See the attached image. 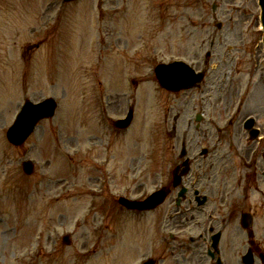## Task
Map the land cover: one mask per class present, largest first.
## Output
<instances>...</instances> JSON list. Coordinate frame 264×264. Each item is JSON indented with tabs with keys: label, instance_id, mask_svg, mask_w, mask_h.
I'll return each instance as SVG.
<instances>
[{
	"label": "rangeland",
	"instance_id": "374dc122",
	"mask_svg": "<svg viewBox=\"0 0 264 264\" xmlns=\"http://www.w3.org/2000/svg\"><path fill=\"white\" fill-rule=\"evenodd\" d=\"M197 2L0 0V264H136L154 247V257L164 259L167 248L158 235L166 231L174 235L177 228L167 219L169 207L163 205L153 217H144L114 208L112 198L148 193L161 177L165 181L163 173L171 155L166 149L178 148L180 140L163 147L164 127L171 129L174 124L177 136L188 129L185 120L191 110L184 108L180 114L173 107L179 96L158 92L152 66L177 55L196 60L206 51L215 64L238 53L225 39L233 37L227 21L232 16L239 30L237 22H248L245 15L234 16L220 0L212 19L215 1L207 0V11L196 8ZM216 22L222 28L216 29ZM246 26L242 37L250 36ZM29 44L38 47L26 51ZM259 52L260 46L255 54ZM241 65V72L222 66L223 78L231 75L233 79L209 91L210 96L215 91L212 100L217 108L205 115L201 125L206 146L213 141L214 128L219 130L233 110L234 104L229 103L240 97L245 98L241 116L257 113L260 125L264 124L260 69L254 67L252 77L243 73ZM250 77L260 88L254 98L248 93ZM131 79L136 82L134 88L128 83ZM137 88L135 123L127 134L118 133L108 115H121L128 104L125 94L133 101ZM50 96L57 102L55 116L43 121L21 147L9 145L4 130L21 103ZM152 105L154 130H150ZM223 130L234 139L227 156L238 178L243 156L253 145L240 127ZM184 133V138L195 140L194 134ZM24 160L33 162L30 176L21 170ZM102 160H109L110 173L116 176L109 187L99 190ZM197 232L186 229V234ZM65 235H69L68 243L62 238ZM168 257L163 264L175 262L169 252ZM190 264H205L204 257Z\"/></svg>",
	"mask_w": 264,
	"mask_h": 264
},
{
	"label": "water",
	"instance_id": "95a60500",
	"mask_svg": "<svg viewBox=\"0 0 264 264\" xmlns=\"http://www.w3.org/2000/svg\"><path fill=\"white\" fill-rule=\"evenodd\" d=\"M166 84L169 85L173 81H177V77L180 76V79L183 80L184 76L189 78L188 72H184L181 65H172L169 66V69L166 68ZM164 82V81H163ZM54 107V103H48L44 104L42 106H31L27 104L21 113V115L18 117L16 122L14 123V126L9 131V138L13 143H20L21 140L24 138L25 133L27 134L29 123L34 122L35 115L37 113H45L51 110V108ZM51 114V113H50ZM27 167H30V165H26Z\"/></svg>",
	"mask_w": 264,
	"mask_h": 264
},
{
	"label": "flooded vegetation",
	"instance_id": "af4514ba",
	"mask_svg": "<svg viewBox=\"0 0 264 264\" xmlns=\"http://www.w3.org/2000/svg\"><path fill=\"white\" fill-rule=\"evenodd\" d=\"M196 162L201 163V159L197 160ZM254 184L256 185V188H257V181H252V183L248 184V187L245 190V192H246L245 195H247L249 188H254L253 187ZM262 205L263 204H260V206L258 207V203H257L256 205L253 206L254 208L251 206H248V205H243L241 208H237L236 210H234V212L231 215L226 214V215H223V217H225V219L229 222V221H232L234 219V217L237 213L242 212V211H246V212L250 213L252 215V217L254 218L256 215H258V213H260L259 208ZM241 231L246 233L243 230H241ZM252 240L254 241V242H252V245L254 246V249L257 251V252H255V250H254V255H257L258 258L260 256L261 260L264 261V231L261 232L260 237H255V235L253 233ZM247 241L249 242V240H247ZM259 264H264V262L260 263V261H259Z\"/></svg>",
	"mask_w": 264,
	"mask_h": 264
}]
</instances>
